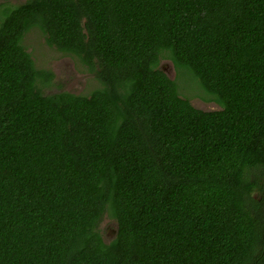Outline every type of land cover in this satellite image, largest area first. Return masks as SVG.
Returning <instances> with one entry per match:
<instances>
[{
    "label": "trees",
    "instance_id": "obj_1",
    "mask_svg": "<svg viewBox=\"0 0 264 264\" xmlns=\"http://www.w3.org/2000/svg\"><path fill=\"white\" fill-rule=\"evenodd\" d=\"M8 1L0 264H264V0ZM33 28L98 86L47 92Z\"/></svg>",
    "mask_w": 264,
    "mask_h": 264
},
{
    "label": "rangeland",
    "instance_id": "obj_2",
    "mask_svg": "<svg viewBox=\"0 0 264 264\" xmlns=\"http://www.w3.org/2000/svg\"><path fill=\"white\" fill-rule=\"evenodd\" d=\"M4 0H0L3 3ZM27 0H9L7 5L24 3ZM6 5L0 6L1 11ZM24 45L32 53L36 65L40 69H50L55 73L54 86L50 89L44 88L47 92L56 91L60 88L68 90L77 94H88L95 87L98 86V80L93 72H91L86 65L80 60L58 51L51 47L45 38V35L37 28L31 29L25 36ZM161 67L169 74L171 78H176L177 73L173 63L165 59L161 63ZM184 74L179 78L178 84L183 93L191 96L193 105L203 110H215L220 106L216 102H210L205 99L202 92L201 95L196 93L199 88L193 83L192 79ZM258 195V194H257ZM117 223L108 216L102 222L101 228L104 230L107 238L114 237L117 232Z\"/></svg>",
    "mask_w": 264,
    "mask_h": 264
}]
</instances>
